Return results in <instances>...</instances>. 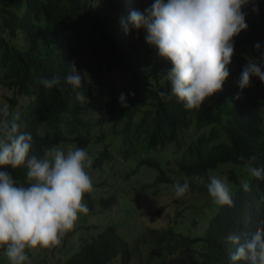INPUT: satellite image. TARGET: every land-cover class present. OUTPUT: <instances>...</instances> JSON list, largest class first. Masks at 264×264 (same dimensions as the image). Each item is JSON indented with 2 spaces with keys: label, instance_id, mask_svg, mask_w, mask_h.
Returning <instances> with one entry per match:
<instances>
[{
  "label": "trees",
  "instance_id": "trees-1",
  "mask_svg": "<svg viewBox=\"0 0 264 264\" xmlns=\"http://www.w3.org/2000/svg\"><path fill=\"white\" fill-rule=\"evenodd\" d=\"M106 1L103 6H91L79 0H0V27H8V36L21 34L27 44V56L10 54L16 62L0 67V80L22 72L24 85L29 87L31 98L25 117L33 131L30 156L42 157L46 148L56 147L61 140H68V146H63L65 153L77 147L85 149L93 161L85 171L93 184V190L86 193V197L89 208L94 210L106 200L105 193L100 190L106 181L108 166L105 162L109 155L104 143L109 142L110 134H113L112 146L118 153L154 166L153 184H166L174 179L169 168L161 165L157 157L151 161L139 157L138 152L141 149L159 152L166 145H179L174 151L173 168L178 176L190 178L189 191H196L199 200H207L204 192L209 176L224 174L233 182L234 206L214 210L204 231L196 235L179 229L182 225L179 212L172 216L171 212L163 210L162 204L151 210L149 204L137 208L147 212L141 244L150 246L146 259L137 262L215 264V259L223 256L224 237L228 232L247 227L257 219L262 222L250 233L257 227H264V180L250 178L248 171L238 166L249 165L248 158L255 156L251 166L264 168V83L253 76L248 87L240 89L238 84L244 66L254 61L244 44L264 33V9L261 8L264 0H254L242 9L248 27L233 38L234 54L227 65L229 76L222 90L205 98L199 109L191 111L175 101L162 100L158 95L160 91H170L163 72L172 65L158 56L154 46L131 35L119 37L117 44L97 49L98 40L111 36L117 27V19L111 21V16L104 14L109 6L115 7L116 0ZM17 5L50 24H62L67 39L58 45L53 43L52 53L41 43L42 25L31 18L26 21L22 15L17 16ZM254 7L258 11H254ZM99 18H103L102 23L111 21L110 26L96 27L95 21ZM3 40L9 52L8 39ZM59 49L62 52L57 53ZM73 63L82 76V86L76 91L87 94L88 102L76 101L75 92L64 82ZM57 74L61 80L59 86L46 89L39 83L40 79H50ZM121 93L125 95L127 107L121 106ZM109 123L112 129L104 130ZM191 124L195 133L185 146H180V133ZM38 126L42 130L39 131ZM241 156L243 160L239 159ZM26 171L24 166L11 174L18 184H24ZM123 176L129 177L130 172L124 171ZM242 178L251 179L250 192L238 187L243 183ZM117 198L126 212L141 199L125 190ZM199 200L193 203L197 211L188 212L192 223L206 209L207 202ZM88 228L80 232L76 249L67 256L58 255L59 264H130L131 247L119 232L116 221ZM194 243L197 249L193 252Z\"/></svg>",
  "mask_w": 264,
  "mask_h": 264
},
{
  "label": "clouds",
  "instance_id": "clouds-1",
  "mask_svg": "<svg viewBox=\"0 0 264 264\" xmlns=\"http://www.w3.org/2000/svg\"><path fill=\"white\" fill-rule=\"evenodd\" d=\"M79 2H87L91 6L97 4L103 6L107 1L79 0ZM250 2L254 3V0H116L115 7L109 6L104 14H109L111 21L117 19V27L111 36L107 38L102 36V39L98 40L100 44L97 49L105 48L112 43L117 44L119 37L129 38L131 35L139 38L141 42L154 46L158 56L172 65L163 72L170 91H160L158 93L160 98L180 103L187 111L197 110L205 98L222 90V85L229 76L227 65L231 63L234 54L233 38L248 27L246 13L242 9ZM263 5L264 3H261L262 9H264ZM17 8L19 9L17 16L22 15L21 17L26 21L31 18L33 22L42 25L43 39L40 40L51 52L53 43L58 45L67 39L62 24H50V21L37 18L18 5ZM254 11L258 9L254 7ZM102 21L103 18L97 19L95 26L104 28L110 26L111 21L104 23ZM8 35V27H0V67L16 62L11 55L27 56L28 53L25 38L21 34ZM3 39H8L10 53ZM253 39L251 43L244 44L246 52L248 49H253L254 43H256L255 49L261 48L260 43L264 42V33ZM263 51L264 47L259 51L261 55L256 52L254 61L244 66L238 81L240 89L248 87L253 76L264 83ZM59 52L62 50H57V53ZM259 57L260 61L258 60L257 63ZM64 82L75 92L76 101L88 102L87 94L76 91L82 86V76L80 69H77L74 63L64 77ZM39 83L44 88L51 89L59 86L61 80L57 74L50 79L42 78ZM30 98L31 93L29 87L24 85L22 72L11 75L4 81L0 80V259L6 256L9 264H25V261L30 259L33 261L31 264H59L58 255L67 256L76 249L82 229L86 227L90 229L92 225L100 227L109 220L117 222L119 232L131 247L132 259L134 255H141V237L145 223L131 227L130 211L140 210L147 216L146 210L137 209L148 204L147 196L151 200L156 198L153 204L149 205V210L162 204L163 210L172 211V216L178 212L179 215L181 214L177 208V201L184 200L185 194H195L193 203L198 202L196 191H189L190 178L176 174L180 178L178 180L174 175L176 172L171 170V168L174 170L175 166L172 163L175 157L174 151L179 145L174 147L166 145L159 150L161 152H146L142 149L138 152L139 157L151 161L157 157L161 165L164 164L169 168L168 172L174 179V182L166 184H153L154 166L146 161L138 163L132 157L125 158L118 153L112 146L113 134H110L109 142L104 143L109 155L105 163L111 166L115 161H119L122 168L120 174L123 176L124 171L130 172L129 177L123 176V178L129 184L132 193L140 196L141 199L128 212L115 213L114 217L105 219L103 223L96 221L75 225L78 214L94 216L99 210L98 205L91 210L89 198L86 197V193L93 190L92 180L85 171L86 167H91L92 158L85 149L79 147L74 150L69 149L65 153L63 146H68V140H61L56 147L46 148L40 158L35 155L30 156L33 131L25 117ZM119 101L121 106L127 107L123 93L120 94ZM37 129L42 130L41 126ZM111 129L109 123L104 130ZM179 143L180 146L185 144H181L180 138ZM168 148L171 150L169 155L165 152ZM239 159L243 160L244 157L241 156ZM255 159V156L249 157V165L238 166L244 171L247 170L250 178L264 180V168L251 166V161ZM167 161H170V164L166 163ZM24 166L27 168L25 183L18 184L13 179L11 171L23 169ZM250 180L240 179L243 183L238 184V187L241 186L244 192H250ZM177 181L179 183L176 184ZM163 192L174 193V198L167 201L159 200ZM234 192L233 182H230L224 174L210 175L207 190L204 192L207 200L205 198L206 201L202 203L211 199L206 203L205 211L199 214V219L195 223L189 221V225L199 226V231L188 233L200 234L206 227H204L206 221L218 208L234 206ZM128 193L132 194L129 191ZM105 195L106 200L101 205L115 198L113 194ZM204 215L207 217L204 218ZM261 222L257 219L247 227L241 226L228 232L224 237L223 256L216 258L215 264H237V262L264 264V227H257L250 233ZM128 234L132 235L133 243H130L126 237ZM73 235L77 237L76 242L71 239ZM149 247L146 248L147 251L145 250V256ZM25 249L30 250L25 252ZM131 259L130 264H133Z\"/></svg>",
  "mask_w": 264,
  "mask_h": 264
},
{
  "label": "rangeland",
  "instance_id": "rangeland-1",
  "mask_svg": "<svg viewBox=\"0 0 264 264\" xmlns=\"http://www.w3.org/2000/svg\"><path fill=\"white\" fill-rule=\"evenodd\" d=\"M255 44L256 43L253 44V49L251 50L248 49V53L252 54L254 58L256 57L255 53L259 52L260 49L264 47V42L260 43L261 48L259 50L254 48ZM259 55H261L260 52H259ZM258 60L260 61V57ZM96 127L99 129V126H96ZM194 133H195V128L192 124L188 128L183 129L179 137L181 144H184L186 140ZM165 152H167V155H169L171 152L170 148L166 149ZM105 166H108V169L105 172L106 181L101 184V189L104 191L105 194H114L115 198L97 207V209L99 210L94 216L92 214H89L87 216L82 213L78 214V219L76 220L75 225L79 223H88V222H96V221L103 223L105 219L109 217H114L115 213L124 214V210L122 209V206L117 203V199H118L117 196L118 195L120 196V192L122 190H128L130 193H132V190H130L129 184L124 180L123 176L120 174V172L122 173V168H121V164L119 161H115L111 166H109L108 164H106ZM246 167L248 168V166ZM223 168L226 169L228 167L224 166ZM171 170L172 172H174L172 168ZM174 175L176 176L178 180H180V178H178L176 173H174ZM177 183H179V181H177L176 184ZM189 184H190V181H189ZM172 198H174V193L171 194V193L163 192L159 196V200L162 199L164 201H167ZM194 199H195V194L188 193L184 195V200L177 201V208L180 210V213H181L180 219L183 221V224L179 226V229H181L183 232H186V233L188 232L194 233V232L199 231L198 229L199 226H196V224L189 225L190 215L188 212L197 211V209L193 207ZM210 199L211 198H209L208 201H210ZM147 201L149 205L153 204V200H151V198H149L148 196H147ZM205 201L206 200L204 198L200 199V202H205ZM170 212L172 211L170 210ZM130 214H131V219H130L131 227H138L139 225H142L145 223L146 216L140 210H135L131 212ZM206 217L207 215H204V218ZM126 237L128 238L130 243H133L131 234L126 235ZM71 239L76 242L77 240L76 235H73ZM193 246H194L193 247V252H194L197 249V246L195 243ZM140 247L142 249L141 255H134L132 257L131 263L133 264H138L137 260L141 259L143 261L146 258L145 250L147 248V245H142ZM37 248H34V249H37ZM32 262L33 261L30 259L29 261H25V264H31ZM0 264H9V261L7 260L6 256L0 259Z\"/></svg>",
  "mask_w": 264,
  "mask_h": 264
}]
</instances>
